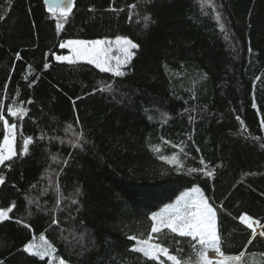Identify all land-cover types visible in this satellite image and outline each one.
<instances>
[{"label": "trees", "instance_id": "1", "mask_svg": "<svg viewBox=\"0 0 264 264\" xmlns=\"http://www.w3.org/2000/svg\"><path fill=\"white\" fill-rule=\"evenodd\" d=\"M117 36L138 45L121 76L54 59L66 40ZM0 116V146L16 126L0 264H49L24 251L42 236L67 264H170L128 237L147 239L149 218L196 185L219 264H264V0H74L64 15L0 0ZM164 232L153 241L197 259L190 237Z\"/></svg>", "mask_w": 264, "mask_h": 264}, {"label": "snow or ice", "instance_id": "2", "mask_svg": "<svg viewBox=\"0 0 264 264\" xmlns=\"http://www.w3.org/2000/svg\"><path fill=\"white\" fill-rule=\"evenodd\" d=\"M45 2L49 3V0H45ZM57 2L59 3L61 2V0H57ZM67 4L70 8L72 5V0H67ZM129 18L131 19V16ZM216 19L217 21H219L220 19L219 15L216 16ZM144 20L148 21L149 17L145 16ZM57 27L59 28L60 25H58ZM221 30L223 31L222 26H221ZM121 40L125 45L128 46V48L131 49L138 48V45L133 43L131 40L123 39L120 37L117 38V42H121ZM69 43H73L77 45H87L90 43L93 46H99L103 43V41L100 40L91 41V42L71 41ZM61 47H64V45L61 44ZM128 48H125L124 51L127 53L128 56H131L132 53L128 52ZM92 51H95V48H93ZM88 52L89 49L85 47L83 49V54H87ZM249 52H251V49H249ZM57 59H64V58L57 57ZM126 62L127 61H125V63ZM89 63H95L96 67L99 68L100 71L102 72L111 71L116 76H121L124 74L119 71V67H120L119 62L115 70L103 66L101 63L97 62V60H89ZM45 67H47V65H45ZM101 90L109 91L111 90V85H108L106 88ZM253 106L255 107V103L253 104ZM8 111L10 115H16V113L13 112L12 109H9ZM0 119H3V117L0 116ZM4 124H5V128L9 127L7 121H4ZM15 127H16L15 125H11L12 129H14ZM262 127H264V121H262ZM79 139L80 137H77V140ZM4 142L5 144L9 142V138L7 135L4 137ZM28 143H30V138L24 141L25 145H27ZM73 146L77 147L80 145L77 143L74 144ZM154 150L159 151V148H155ZM9 153L10 155L7 158H10L12 154L11 148H9ZM4 159H6V157L0 155V163H3ZM162 159H166V158L162 157ZM201 163H203V161H201ZM189 171L192 170L190 169ZM205 174L211 176L212 172H206ZM0 183H3L2 177H0ZM78 192L79 189H77V193ZM73 203H76V201L73 200ZM12 207H14V205ZM12 207H9L7 209H0V222L9 218L8 213L12 211ZM169 208L171 209V211L168 212L167 215H164L162 213H155L149 218L153 223L151 224L150 232L148 233L147 239H143V238L137 239L136 236H131V235L128 237L130 240L136 241V246L132 247L130 251L142 254V256L146 260H159V257L163 256L166 258L167 262H170V264H213V261L207 258V251L209 249H214L217 254L223 255L220 249V243H221L220 237L215 228L216 212L211 206H209L207 201L190 200V201H186L182 207L179 205L178 202L177 206L175 207L169 206ZM240 220L241 221L251 220V218L241 216ZM52 223L54 224L57 223L55 218L52 220ZM25 226L27 227V225ZM247 226L249 228H252L251 223H249ZM165 229L169 230L171 233L177 234L180 237H190L191 240L195 242L190 246L193 249V253L197 257V259L193 260L192 257L190 256L188 260H183L182 257L171 254L169 248L167 246H164L163 243H153L152 241L154 239H159L160 236L167 235V233L164 232ZM153 234H158V235L154 237ZM260 235L264 236V232H261ZM254 238H255V229H253V239ZM41 239H43V237H41ZM176 243H179V241H176ZM248 243L251 244L252 239H249ZM197 245L200 246L199 249H197ZM24 251L30 252V254L38 255L41 259L49 255L48 252L32 253L30 246H25ZM180 251H182V249H177V252ZM244 255L245 253L241 252L239 256L235 257V259L239 260ZM49 264H51V261H49ZM59 264H64V261L60 260Z\"/></svg>", "mask_w": 264, "mask_h": 264}, {"label": "rangeland", "instance_id": "3", "mask_svg": "<svg viewBox=\"0 0 264 264\" xmlns=\"http://www.w3.org/2000/svg\"><path fill=\"white\" fill-rule=\"evenodd\" d=\"M117 37L114 38H104V39H97L100 41H103V43L99 46H93L90 43L87 45H77L73 43H69L71 41H85V42H91V41H96V40H78V39H69L64 41L62 44L64 45V49L68 51L66 54H61V55H55L54 59L57 62L60 63H88L94 67H96L95 63H89V60H97V62L101 63L105 67L112 68L115 70L117 68L118 62L120 63L119 71L123 72L124 68L127 66L131 58L133 57L134 50L128 48L127 45H125L122 40L121 42H117ZM123 39L131 40L130 38L127 37H120ZM132 41V40H131ZM133 42V41H132ZM134 43V42H133ZM87 47L89 49V52L87 54H83V49ZM95 48V51H92V49ZM125 48H128V52L132 53L131 56H128L127 53L124 51ZM79 53V54H78ZM57 57H63L64 59H57ZM125 61H127L125 63ZM97 68V67H96ZM99 69V68H97ZM100 70V69H99ZM109 73H112L111 71H108ZM16 113L14 116H20L21 112L20 111H13ZM5 136L7 135L9 138V142L5 144L4 139L2 141V144L0 146V155H3L6 157L4 161L8 160L9 158V148H11V156L12 157L15 154V148H14V143H15V131L14 129L11 128V125H9L8 128H5ZM4 136V137H5ZM3 161V162H4ZM2 163H0L1 165ZM197 201V200H205L207 203L210 205L207 197L204 195L202 189L200 188L199 185H196L192 187L191 189L185 190L182 192L174 201L165 204L162 206L156 213H162L164 215H167L168 212L171 211L169 206H177L178 202L179 205L182 207L183 204L186 201ZM212 207V206H211ZM9 214V213H8ZM155 214V213H154ZM245 223L248 225L249 223L252 224V230L255 229V233L259 232V227L253 222L250 221H245ZM215 228H216V216H215ZM37 238L27 246L31 247V252L32 253H37V252H48L49 255L45 256L50 259L53 264H59V261L62 260L60 258L55 257L54 251L52 247L50 246L49 242L46 240L44 236ZM153 243H156L152 241ZM136 246V242L135 245ZM133 246V247H134ZM38 256V255H36ZM163 256H160L162 258ZM207 258L213 261V264H219V256L215 253L214 249H209L207 251ZM222 260V259H221ZM64 264H67L64 262Z\"/></svg>", "mask_w": 264, "mask_h": 264}, {"label": "water", "instance_id": "4", "mask_svg": "<svg viewBox=\"0 0 264 264\" xmlns=\"http://www.w3.org/2000/svg\"><path fill=\"white\" fill-rule=\"evenodd\" d=\"M45 10L48 13L54 14H68L74 8V0H72V5L69 8L67 4V0H61V2H57V0H49V3H46L45 0H42ZM67 9V10H66Z\"/></svg>", "mask_w": 264, "mask_h": 264}, {"label": "crops", "instance_id": "5", "mask_svg": "<svg viewBox=\"0 0 264 264\" xmlns=\"http://www.w3.org/2000/svg\"><path fill=\"white\" fill-rule=\"evenodd\" d=\"M215 253H216V251H215ZM216 254H217V253H216ZM217 255H218V254H217ZM218 256H219V255H218ZM219 259L221 260V259H222V257H220V256H219Z\"/></svg>", "mask_w": 264, "mask_h": 264}]
</instances>
